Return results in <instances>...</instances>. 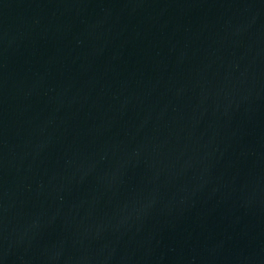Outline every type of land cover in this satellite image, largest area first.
Wrapping results in <instances>:
<instances>
[{
	"label": "water",
	"instance_id": "1",
	"mask_svg": "<svg viewBox=\"0 0 264 264\" xmlns=\"http://www.w3.org/2000/svg\"><path fill=\"white\" fill-rule=\"evenodd\" d=\"M0 264H264V0H0Z\"/></svg>",
	"mask_w": 264,
	"mask_h": 264
}]
</instances>
